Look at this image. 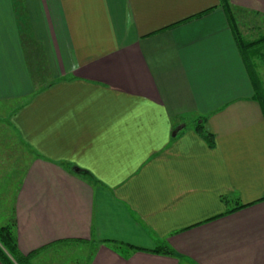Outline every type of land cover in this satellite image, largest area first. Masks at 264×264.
<instances>
[{
  "label": "crops",
  "instance_id": "1",
  "mask_svg": "<svg viewBox=\"0 0 264 264\" xmlns=\"http://www.w3.org/2000/svg\"><path fill=\"white\" fill-rule=\"evenodd\" d=\"M221 3L0 0V226L23 256L264 264V113Z\"/></svg>",
  "mask_w": 264,
  "mask_h": 264
},
{
  "label": "trees",
  "instance_id": "2",
  "mask_svg": "<svg viewBox=\"0 0 264 264\" xmlns=\"http://www.w3.org/2000/svg\"><path fill=\"white\" fill-rule=\"evenodd\" d=\"M221 4L223 5V8L226 12L229 24L231 25V28L233 30V34L235 36L236 42L239 45L241 54L243 56V59L248 65L247 61V54L250 50V48L255 47V42H246L238 29V23L237 19L235 17V14L232 10V8L229 5L228 0H221ZM249 69V68H248ZM254 71V70H253ZM252 72V71H251ZM250 73V72H249ZM252 81L255 89V100L259 102L261 109L264 113V89L262 87V84L259 82V79L255 76H252ZM205 122L206 119H201L197 121V123L194 125L195 132L198 133L208 144L209 147L213 148L215 146V138L213 135L207 133L205 130ZM245 206H238L232 210H230L228 213L235 212L237 210H240L244 208ZM155 253H162L166 255H174V251L170 248L162 247L160 249H157L154 251ZM41 253V251H37L34 253H31L27 256H23L19 250H18V244L17 239L14 235L13 229L11 226L6 227H0V262L1 264H32V261Z\"/></svg>",
  "mask_w": 264,
  "mask_h": 264
},
{
  "label": "rangeland",
  "instance_id": "3",
  "mask_svg": "<svg viewBox=\"0 0 264 264\" xmlns=\"http://www.w3.org/2000/svg\"><path fill=\"white\" fill-rule=\"evenodd\" d=\"M255 26H257L258 29H255V27L253 28V25L250 24L245 25L241 27L242 33L241 31L240 33L247 43L255 42V44H253L255 47L250 48L246 58L250 75L257 77L259 82L261 81L263 83L262 87L264 89V22H259L258 25ZM241 28L239 27V29ZM27 39L28 38H26V40ZM0 143L3 142L0 141ZM13 232L15 235L14 230ZM90 251V247L86 245L65 244L56 246L44 252V254L38 258L36 264H88V260L91 258ZM33 261L32 264L35 263Z\"/></svg>",
  "mask_w": 264,
  "mask_h": 264
},
{
  "label": "water",
  "instance_id": "4",
  "mask_svg": "<svg viewBox=\"0 0 264 264\" xmlns=\"http://www.w3.org/2000/svg\"><path fill=\"white\" fill-rule=\"evenodd\" d=\"M175 135V134H174ZM173 135V136H174ZM74 171L76 172V173H80V171H79V169H74Z\"/></svg>",
  "mask_w": 264,
  "mask_h": 264
}]
</instances>
